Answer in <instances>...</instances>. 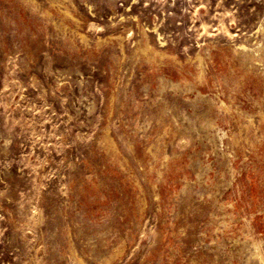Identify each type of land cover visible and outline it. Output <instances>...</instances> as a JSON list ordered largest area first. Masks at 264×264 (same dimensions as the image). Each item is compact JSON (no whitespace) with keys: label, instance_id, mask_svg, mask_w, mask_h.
Segmentation results:
<instances>
[{"label":"rangeland","instance_id":"1","mask_svg":"<svg viewBox=\"0 0 264 264\" xmlns=\"http://www.w3.org/2000/svg\"><path fill=\"white\" fill-rule=\"evenodd\" d=\"M255 249L264 0H0V264Z\"/></svg>","mask_w":264,"mask_h":264},{"label":"bare ground","instance_id":"2","mask_svg":"<svg viewBox=\"0 0 264 264\" xmlns=\"http://www.w3.org/2000/svg\"><path fill=\"white\" fill-rule=\"evenodd\" d=\"M81 37L83 36V35H80ZM80 37V38H81ZM83 38V37H82ZM147 47V46H146ZM139 50V49H138ZM199 62V61H198ZM200 63V62H199ZM198 64V63H197ZM256 250V249H255ZM255 254L259 257V259L260 260H263V258H264V255H261V253L259 252V250L257 251H255Z\"/></svg>","mask_w":264,"mask_h":264}]
</instances>
